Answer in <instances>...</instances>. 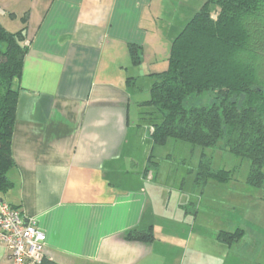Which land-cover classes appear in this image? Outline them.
Returning a JSON list of instances; mask_svg holds the SVG:
<instances>
[{
  "label": "crops",
  "instance_id": "obj_1",
  "mask_svg": "<svg viewBox=\"0 0 264 264\" xmlns=\"http://www.w3.org/2000/svg\"><path fill=\"white\" fill-rule=\"evenodd\" d=\"M166 1L0 0L6 29H21L27 16L28 46L12 142L14 186L4 199L36 219L45 256L58 263L260 264L254 234L232 245L218 240V230L231 228L222 219L215 226L216 204L200 197L228 183L211 181L185 197L194 210L179 222L158 224L150 208L151 153L138 147L151 137L147 122L141 127V97L126 79L140 76L128 73L136 70L129 44L143 47L144 60ZM201 214L209 219L199 221ZM149 226L153 241L125 239L130 229ZM0 264H10L2 244Z\"/></svg>",
  "mask_w": 264,
  "mask_h": 264
},
{
  "label": "trees",
  "instance_id": "obj_2",
  "mask_svg": "<svg viewBox=\"0 0 264 264\" xmlns=\"http://www.w3.org/2000/svg\"><path fill=\"white\" fill-rule=\"evenodd\" d=\"M214 9H218L215 17ZM22 21L23 27L15 32L0 22L2 201L14 186L9 176L16 166L12 142L28 53L27 16ZM129 51L133 65L141 64L143 47L130 43ZM151 75L149 99L138 102L139 117L152 121L149 129L154 146L175 139L202 148L195 171L197 188L211 181L226 184L236 178L237 168L214 167L208 148L248 159V182L255 187L264 185V0H206L172 41L168 67ZM126 80L132 93L142 90L137 76L128 75ZM205 93L214 94L213 103L189 102ZM149 163L158 164L153 153ZM244 235V229L237 227L221 230L217 239L232 245ZM154 238L152 226L125 233L129 241L149 242ZM29 264L61 263L45 256Z\"/></svg>",
  "mask_w": 264,
  "mask_h": 264
},
{
  "label": "rangeland",
  "instance_id": "obj_3",
  "mask_svg": "<svg viewBox=\"0 0 264 264\" xmlns=\"http://www.w3.org/2000/svg\"><path fill=\"white\" fill-rule=\"evenodd\" d=\"M172 1L173 5L171 0H167L166 5L163 4L159 8V11H161L160 18L157 20L159 35L156 38L153 36L148 39L144 60L136 66L135 71L128 70V73H138L140 75L138 81L142 85V90L137 95L141 97V100L149 99V89L153 83L151 71H162L168 67L172 41L202 7L205 0ZM217 10H213L214 17ZM134 95L136 94L134 93ZM213 101V93H205L189 100L191 104L197 105H208ZM141 120L143 129H145L144 124L146 122L148 129L151 127V120ZM151 130L149 129V132ZM150 141V138L146 141L143 140L142 146L138 147L139 150L146 148L149 154L153 153L154 159L158 162L157 165H151L155 172L151 170L148 173L150 180H148L147 187L151 200L150 208L154 212L155 221L158 224L179 222L182 219L184 220L186 212L193 209V205L186 198H192L194 192L197 195L201 192L195 186L194 179L202 148L199 146L193 147L190 143L184 141L169 139L166 145L155 146L152 152ZM206 151L213 157L214 167L237 168L236 178L233 181L220 186V189L212 188L205 194H200V197L204 195V198H206L204 201L212 205L216 204L213 206L214 209L210 219L215 226L222 219L228 225V228H231L230 230H233L236 222L240 223V227L244 229L245 234L247 231L254 234L256 242L260 244L258 245V249H260L258 261L260 264H264V185L255 187L248 182L250 169L248 159L238 158L220 149L208 148ZM201 216L199 220L201 222L206 221L205 218L209 219L207 215L201 214ZM207 222H210V220H207ZM219 233L220 230L217 231L216 235L218 236ZM231 253L232 251L229 248L228 255ZM230 262L228 260V264Z\"/></svg>",
  "mask_w": 264,
  "mask_h": 264
},
{
  "label": "built area",
  "instance_id": "obj_4",
  "mask_svg": "<svg viewBox=\"0 0 264 264\" xmlns=\"http://www.w3.org/2000/svg\"><path fill=\"white\" fill-rule=\"evenodd\" d=\"M46 234L35 218L6 201L0 202V244L8 249L10 264L40 262L45 257Z\"/></svg>",
  "mask_w": 264,
  "mask_h": 264
},
{
  "label": "water",
  "instance_id": "obj_5",
  "mask_svg": "<svg viewBox=\"0 0 264 264\" xmlns=\"http://www.w3.org/2000/svg\"><path fill=\"white\" fill-rule=\"evenodd\" d=\"M3 199H0V201H2Z\"/></svg>",
  "mask_w": 264,
  "mask_h": 264
}]
</instances>
